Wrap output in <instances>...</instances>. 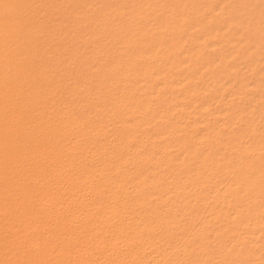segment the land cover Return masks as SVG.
<instances>
[{
	"label": "rangeland",
	"instance_id": "rangeland-1",
	"mask_svg": "<svg viewBox=\"0 0 264 264\" xmlns=\"http://www.w3.org/2000/svg\"><path fill=\"white\" fill-rule=\"evenodd\" d=\"M136 1L127 5L121 0L119 5L130 8ZM154 2L157 10L170 7V21L155 26L156 33L147 32L130 46L123 41L106 54V47L117 41L104 32V22L112 19L102 16L104 0H0V264H116L117 258L108 261L116 251L149 249L98 245L112 225L113 212L130 217L127 211L136 207L131 199L128 204L121 200L137 186L126 194L127 188L110 186L107 178L117 169H122L121 177L136 167L134 157L127 159L132 166L118 164L128 152L154 154L147 165L162 164L172 174L190 170L191 180L207 179L210 170L211 175L224 176L216 168L228 165L230 158L219 164L201 156L221 151L208 147L223 128L220 121L232 120L235 111L241 123L226 129L232 136L239 130L246 141L235 142L227 151L240 154L245 171L264 169V0ZM129 17L124 14L117 21ZM181 20L195 32L191 41L183 37ZM141 45L150 52L149 60L145 65L134 61L133 68H150L153 60L164 65L166 57L186 49L194 56L190 65L210 61L206 70L211 75L203 80L214 83L217 73L232 80L210 86L200 108V100L188 105L195 87L191 84L198 80L193 78L157 86L149 106L132 100L114 106L110 102L121 88L94 86L99 77L89 75V68L103 70L117 61L120 51L126 60L140 58ZM172 88L177 91L169 92ZM167 100L181 103L171 106ZM154 103L165 107L156 110ZM129 113L139 114L133 118L135 126L125 121ZM243 154L252 157L245 160ZM112 195L117 202L111 210Z\"/></svg>",
	"mask_w": 264,
	"mask_h": 264
},
{
	"label": "bare ground",
	"instance_id": "bare-ground-1",
	"mask_svg": "<svg viewBox=\"0 0 264 264\" xmlns=\"http://www.w3.org/2000/svg\"><path fill=\"white\" fill-rule=\"evenodd\" d=\"M104 1L105 6L101 12L102 16L105 17L106 14L112 16V19L108 18V20H106L107 22L103 21L106 26L104 32L109 33L112 39L117 41L115 45L106 47V54L116 49V47H120L123 41L131 42L129 44L130 46L132 43L136 42V40H139V36H143L147 34V32L156 33V29L152 30L155 26L166 24L171 19L170 7L157 10L155 8L156 6H154L155 0H137L130 8L127 7V5L131 0H124L127 5H119L121 0ZM124 14L130 17L125 22L117 21V19ZM188 24L187 21L181 20L179 27L186 31L183 37L191 41L195 32L187 29ZM157 32L159 31L157 30ZM146 39L147 37L145 36V40ZM134 46L136 48L135 44ZM125 47L128 49V46ZM141 47L142 49H140V52L143 55H141L140 58L126 60L123 57L125 52L120 51L116 55V57H118L117 61L115 63L105 64L103 70H97L93 67L89 68V75L95 78L99 77V81L95 85L93 84L94 86L113 87L119 85L121 88L119 92L116 91L118 94L112 97V102H110V104L120 107L122 105L127 106L128 102L132 100L146 107L151 104L152 97L150 98L149 95L157 91V86H164L168 81L173 79L182 80L193 78L198 80L191 84V86L195 87L192 88L193 95L190 94L192 95V99L188 105L196 102V100H200L201 102H198L197 105L198 108H200L205 106L204 100L210 93V86L218 87L226 83L229 85L232 80V76H224L219 73L216 74L215 77H217V79L216 81L214 80V83L203 80V77H209L211 75L210 72L206 70V66L210 64V61L200 62L192 66L190 62L194 60L193 53L182 48V50L174 53L171 57H166L164 60L166 64L164 63V65H162V62L157 63L156 60H153L150 68L142 67L140 64V67L133 68L134 61L144 64L149 60L150 52L147 50L146 45H141ZM131 50H133V48ZM118 77H124L127 80L119 83L117 80ZM164 87L167 86L165 85ZM170 91L173 93L176 92L177 89L172 88L169 92ZM158 92H160V88ZM124 95L126 97H123ZM228 96L230 95L228 94ZM158 97L157 95V98ZM201 99L204 100L202 101ZM167 101H170L169 105L171 106L181 103L180 101ZM225 102L230 105L233 104V101ZM155 105L154 107L156 110L165 107L164 104ZM100 107L102 108V106ZM127 112L128 111H125L123 113L127 114ZM234 114L235 117L232 120L222 119L220 121L223 128L219 134L211 139V141L213 140L215 142L208 147L210 149L220 148L221 151L217 152L218 154H215L214 157H207L208 155L201 156L206 162L207 159H209L211 161L215 160L217 163H219L218 161L230 158L231 162L228 165L225 162L226 166L220 165L216 168V171L223 172L224 176L216 174L211 175L212 171L209 169L211 174L207 179H201L200 177L191 180V178H193L191 176L193 172L190 170L185 174H172L166 172L162 164L159 168H157L159 165H147L146 163L151 159V156L154 155L151 153L147 155L139 152L135 154L128 152L118 161V164L121 163V166H132V163H128L127 159L136 158V167H129V171L124 173L121 177H118V174L122 169H117L107 178L110 186L122 184L123 188H127L126 194L132 193L129 192L131 191L129 188L137 186L130 196L124 195L121 200L123 203L127 204L130 202L132 203L131 200H133V204L135 203L136 207L133 205L134 210L131 209L127 211L130 213V217H120L118 211L117 213L113 212L112 225H110L104 240L98 245L101 248L149 249L141 251L133 249L119 250L116 251L108 261L118 259L116 264H264V169L257 168L245 171L244 168H246V166L238 162V159L241 158L240 154L228 153V148L234 146L236 143L246 141L244 138L245 136H242L239 130H236L232 136L226 129L233 124L241 123V117L240 115L238 116V111H235ZM138 115L137 113H129L125 115V121L128 125H131V123L134 125L133 118L138 117ZM151 118L152 117L149 119ZM124 125L125 123H123V128ZM137 129L139 130L138 126ZM131 132L129 135L132 134ZM209 133L211 132H208V134ZM113 134L115 133L113 132ZM206 136L205 138H207ZM202 139L203 138H201V144H203ZM201 144L199 146H201ZM196 147L198 146L196 145ZM72 156H74V154H72ZM242 157L246 160L252 156L243 154ZM217 163L215 164L217 165ZM219 164H222V162ZM186 168L187 167H185V169ZM196 171H198V169ZM85 173H87V171ZM82 183L85 184L86 182L83 181ZM148 188H152L151 192L150 190L148 191L150 193L145 192V189ZM146 196H148V200L145 199V202L143 199ZM128 199L131 200L128 202ZM110 201L109 209H115L117 196L112 195ZM117 216L118 218L115 219ZM132 216L134 218H131ZM33 223L34 222H32V225ZM89 237L92 238L93 236ZM1 243L2 240L0 238V248ZM1 262H3V258L0 253V263Z\"/></svg>",
	"mask_w": 264,
	"mask_h": 264
}]
</instances>
